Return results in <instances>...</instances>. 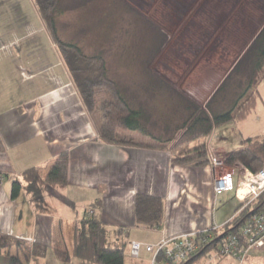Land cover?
<instances>
[{"label": "crops", "instance_id": "0c3cea01", "mask_svg": "<svg viewBox=\"0 0 264 264\" xmlns=\"http://www.w3.org/2000/svg\"><path fill=\"white\" fill-rule=\"evenodd\" d=\"M84 1L62 0L56 20L61 40L79 47L77 37L60 20ZM258 89L255 111L235 123L229 138L216 140L215 129L203 141L219 157L241 148L246 139L259 137L264 142V80ZM259 106L263 118L257 116ZM91 117L34 1L0 0V235L49 248L46 257H32L29 264H86L77 259L63 263L54 248L72 252L77 224L100 198L103 222L110 229L126 228L129 237L160 241L223 225V217L217 219L213 213L220 175L212 165H175L176 154L167 148L105 144L99 138L101 121ZM133 143L152 144L153 139ZM65 151L70 154L69 183L65 188L47 187L39 209L25 189L23 175L31 168L47 175ZM15 181L23 191L13 199ZM138 194L164 199L161 229L136 227ZM0 264H9V258L0 255ZM244 264H264V248L252 251Z\"/></svg>", "mask_w": 264, "mask_h": 264}, {"label": "rangeland", "instance_id": "374dc122", "mask_svg": "<svg viewBox=\"0 0 264 264\" xmlns=\"http://www.w3.org/2000/svg\"><path fill=\"white\" fill-rule=\"evenodd\" d=\"M84 2L83 6L72 7L64 13L61 23L71 30L72 37H77L83 53L104 56L109 75L117 81L132 107H135L132 102L138 100L146 109H143L149 119L146 127L164 138L176 136L175 128L170 129V126L181 125L187 116L183 105H179L182 100L177 93L206 105L264 28V0ZM66 35L69 37L70 32ZM247 79L243 78V86ZM133 94L140 96L139 99L132 98ZM112 98L107 88L98 91V110L91 115V121L101 120V105ZM260 107L257 116L263 118ZM250 121L252 123L254 118ZM167 123L171 125H165ZM217 129L215 139L221 140L229 138L236 127L231 122ZM120 138L129 142L152 141L151 137L130 131L120 132ZM203 141L206 140H199L188 148ZM210 151L219 157L213 149ZM175 153L178 155L180 150ZM216 170L220 175L230 169L224 166ZM217 204L213 213L217 219L223 217L224 225L235 216L241 203L230 192L219 195ZM223 225L219 234L226 232ZM158 239L132 236L128 242L157 244ZM151 258L152 254L145 251L139 259L132 258L129 253L126 264H150ZM224 264L240 263L229 259Z\"/></svg>", "mask_w": 264, "mask_h": 264}, {"label": "trees", "instance_id": "16d2710c", "mask_svg": "<svg viewBox=\"0 0 264 264\" xmlns=\"http://www.w3.org/2000/svg\"><path fill=\"white\" fill-rule=\"evenodd\" d=\"M41 19L63 59L66 68L79 92V95L89 114L97 113V93L107 88L113 98L105 101L100 108L101 125L99 138L105 144L160 147L169 150H180L174 156L173 163L178 166L204 167L211 165L208 145L204 142L189 149L188 146L208 139L215 129L234 122L245 121L256 109L260 98L259 85L264 80V28L252 42L248 50L225 78L221 87L210 101L202 106L189 97L179 93V105L185 112L181 125L174 127L176 136L164 138L156 136L145 124L148 116L140 102H135L134 108L122 93L117 81L109 75L106 59L102 54L86 55L76 44L61 40L58 35L56 19L61 13L62 0H33ZM245 77L246 85L242 81ZM236 85V86H235ZM242 86L240 89L239 87ZM175 91V88H173ZM176 92V91H175ZM134 94L132 98L139 99ZM130 99V97H129ZM140 104V105H139ZM139 106V107H137ZM146 110V109H145ZM167 127V131H168ZM139 132L153 139L152 144H135L120 138V132ZM174 143V145H173ZM170 145H173L171 147ZM3 143L0 139V151ZM224 166L235 169L238 165L248 168L253 173L264 167V142L259 138H249L243 141L241 148L227 152L223 156ZM70 154L65 151L54 161L50 171L43 176L37 168L27 170L23 175L25 189L39 209L43 208V195L47 187L65 188L69 183ZM23 191L19 181L13 183L12 198H18ZM102 199H98L87 209L83 219L77 224L73 250L59 246L54 248L56 257L63 263L77 259L86 264H126L130 253L128 230L124 227L110 229L102 219ZM243 205L236 209L237 214ZM264 210V196L257 204L245 209L234 221V228L250 213ZM165 216V201L163 198L148 194H138L135 198V224L138 228L161 229ZM230 225H226V230ZM49 248L40 243L31 244L28 241L0 235V255L9 258V264H29L32 257L44 258Z\"/></svg>", "mask_w": 264, "mask_h": 264}, {"label": "built area", "instance_id": "2783aa9c", "mask_svg": "<svg viewBox=\"0 0 264 264\" xmlns=\"http://www.w3.org/2000/svg\"><path fill=\"white\" fill-rule=\"evenodd\" d=\"M209 159L215 170L224 168L223 157H218L210 149ZM214 190L217 197L233 192L234 197L243 205L222 226L225 228L226 225H232L230 230L219 234L220 227L216 226L200 232L165 237L157 244L132 241L130 256L139 259L142 251H145L152 254L150 264H224L229 259L244 264L252 251L264 248V210L245 216L236 229L232 223L248 206L257 204L264 196V167L253 173L238 165L216 178Z\"/></svg>", "mask_w": 264, "mask_h": 264}]
</instances>
